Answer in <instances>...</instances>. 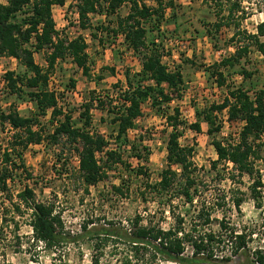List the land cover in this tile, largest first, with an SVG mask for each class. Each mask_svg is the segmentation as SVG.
Wrapping results in <instances>:
<instances>
[{
    "label": "trees",
    "instance_id": "16d2710c",
    "mask_svg": "<svg viewBox=\"0 0 264 264\" xmlns=\"http://www.w3.org/2000/svg\"><path fill=\"white\" fill-rule=\"evenodd\" d=\"M69 1H77L75 10L78 14L79 29L88 31L91 39L103 47V37L114 40L122 37L126 49L140 62V70L125 71V83L119 87L116 102L109 99L108 107L106 106V112L113 115L110 124L114 126L115 134L111 138L115 147L111 149H108L109 142L103 135L89 130L92 124L90 110L93 102H99L96 106L102 110L105 106L99 98L91 104L83 103V111L80 113L83 124L81 128H77L72 124L70 115L62 113L58 107L56 91L49 89L54 67L58 61L67 57L83 75L87 76L89 73L87 43L84 38L60 37L55 28L52 8L63 7ZM147 1H154L155 6L148 5ZM126 3L130 5L129 12L123 17L118 14V10ZM173 8V0H7L6 4L0 2V58H13L25 69L23 74L13 71L4 74L5 88L10 95L20 98L27 89L26 94L41 116H45L48 111H51L53 118L61 116L50 139L56 141L58 137H65L74 144L78 172L83 185L89 187L97 184L107 177V172L120 166L128 174L127 178H144V191L139 195L143 202L150 200L157 203L158 209L162 208L158 211V220L164 221L166 216L163 214L166 212L173 219V223L164 229L159 221H153L155 216L149 218L146 225H141L143 220L138 216L134 219L132 228L125 229V232L120 233L113 229L105 235H91L90 232L86 234L91 238H98V246L101 242L107 244L108 241L122 239L135 256L137 253H153L154 256L162 254L165 261L183 263V254L187 247L191 248L193 256L202 254L208 258L225 248H229L231 253L245 249L246 235H236L234 230L228 227L224 217L220 220L211 217L215 210H223L227 206L226 195L215 193L212 201L202 198L206 182L200 175L199 168L193 163L194 149L182 146L180 138L182 129L185 128L199 133L202 119L208 126L207 135L213 138L211 145L216 159L211 161L210 168L215 174V181L224 178L220 169L232 180L230 171L238 172L239 176L253 175L254 162L260 159L261 149L264 148V91L253 92L251 96V90L244 88L242 84L232 86L227 85V82L228 78L236 73V66L239 67L237 71H240L243 80L253 76L242 63V60L246 62L252 50L258 52L264 60V22L256 26L255 33L243 36L240 22L246 18V13L237 3H232L226 8L221 5L215 13L218 19L212 29L217 32L223 27L233 28L234 32L229 41L235 49L229 56L205 67L204 71L207 73V82L212 81L216 87L225 88L226 94L219 104H211L202 110L196 109L197 120L186 124L181 120L177 107L172 109V113L169 112V105L174 100H181L182 91L185 90L180 68L169 69L163 62L165 55L162 43H156L153 37L147 39V34L154 31L158 33L157 37L162 36L160 29L166 21L165 11H173ZM93 14L104 16L105 21L98 23L99 25L92 24L90 15ZM243 39L246 41H242ZM45 50L46 71L34 59L35 53ZM183 62L193 63L188 60ZM111 71L113 72V69ZM70 86L74 88L73 80L70 81ZM147 104L170 128L165 146V167L155 183L148 182L147 169L142 165L150 155L148 147H139L135 145V140L130 141L128 137L129 131L135 128L136 120L142 117L143 106ZM223 111H226L228 122L241 124L237 138L226 142L214 138L222 128L221 124L217 123V114ZM34 125V119L20 116L13 107L8 110L0 109V134L6 128L12 130L6 145H0V193L7 195L11 200V208H2L1 222L6 224L8 217L13 219V215L23 216L25 212H29L33 242L51 248L67 240L61 232L62 223L58 215L54 214L53 206L35 201L33 191L27 187L16 194V201L9 196V182L13 181V170H23L22 163L15 164L13 159L19 160L21 152L28 145L38 144L42 139L40 132L33 130ZM138 139L141 140L142 136ZM124 155L127 156L124 158ZM131 159L138 161L136 168H131ZM122 183L124 184L125 180ZM260 186L259 181L253 183L254 196L258 194L256 189ZM115 190L120 192L119 188ZM176 201H181L187 209L175 212L179 210V206L175 205ZM241 201L232 200V204L238 209ZM190 215L187 229L186 218ZM215 220L219 226L218 231H207L205 228ZM14 224L15 228H18V224ZM83 231L86 232L85 226ZM260 253L261 251L255 252L256 260L264 264V257ZM92 264H98V259L94 258Z\"/></svg>",
    "mask_w": 264,
    "mask_h": 264
},
{
    "label": "rangeland",
    "instance_id": "374dc122",
    "mask_svg": "<svg viewBox=\"0 0 264 264\" xmlns=\"http://www.w3.org/2000/svg\"><path fill=\"white\" fill-rule=\"evenodd\" d=\"M0 2L6 4L7 0ZM76 3L77 1H69L63 7H53L52 17L60 37L81 36L86 41L89 73L87 76L83 75L67 57L58 61L54 67L49 89L56 91L58 107L62 113L70 115L72 124L77 128H81L83 124L80 118L83 103L91 104L93 100L99 98L105 106L102 110L96 106L99 102H93L90 110L92 124L89 130L103 135L109 142L108 149H111L115 147L111 138L115 133L114 126L110 124L113 115L106 112L107 105L109 99L116 102L119 87L125 83V71L140 70V62L134 54L128 52L122 37L116 40L103 37L105 40L103 47L91 39L88 31L79 29L73 21ZM232 3L239 4L246 13V18L240 22L243 36L255 33L256 26L264 22V0H190V2L173 0V11L171 9L165 11L166 21L160 29L162 36L157 37L156 31L147 34L148 40L153 37L156 43H162L165 65L171 70L180 68L185 90L182 91L181 100H174L169 105V112L172 113V109L177 107L181 120L186 124L197 120L196 109L202 110L211 104H219L226 94L225 88L216 87L212 81L207 82V73L204 69L229 56L235 49L233 43L229 41L234 32L233 28L223 27L217 32L212 29V25L218 19L215 13L221 5L226 8ZM147 4L155 6L154 1H147ZM129 6V3L123 5L118 14L124 17L129 12ZM90 21L94 25H99L98 23L105 21V17L93 14L90 15ZM46 53L45 50L34 54L35 62L44 71L47 70ZM186 60L193 63L183 62ZM242 63L253 76L243 80L240 71H237L239 67L236 66L234 67L236 73L228 78L227 85L242 84L244 88L251 90V96L253 92L264 91L262 56L252 50L246 62L242 60ZM8 71L23 74L25 69L13 58H0V109L8 110L9 107H13L20 116L34 119L36 125L33 126V130L40 132L42 136L40 143L30 144L21 152L19 160L13 159L12 162L15 164L22 163L23 170L18 168L13 170V181L9 182V196L16 201L17 193L25 187L31 189L35 201L53 206L54 214L58 215L62 223L61 232L67 240L51 248L33 242L29 212H25L23 216L13 215V219L8 217L6 224L1 222L2 208H11V200L7 195L0 193V264H92L94 258L98 259V264H260L256 260L255 252L261 251L260 255L264 257V148L261 149L260 159L254 162L252 176H239L238 172L230 171L233 175L232 180L220 169L224 178L215 181L210 163L216 159V154L211 145L213 138L207 135L206 123L200 119L199 133L187 128L182 129L180 138L182 146L194 149L193 163L199 168V173L206 182L202 198L210 201L215 193L226 195L227 206L223 210H215L211 217L218 220L224 217L228 227L233 229L236 235H246L244 250L231 253L229 248H225L208 258L202 254L193 256L191 248L187 247L183 254L184 261L179 263L163 260L162 254L154 256L153 253H137L135 256L122 239L108 241L107 244L101 242L98 246L99 243L96 242L99 239L91 238L87 232L91 235H105L116 229L122 233L125 229L132 228V223L138 216L143 220L141 225H146L152 216H155L154 222L159 221L158 211L162 208L158 209L157 203L150 200L143 202L139 194L144 191L146 183L144 178L133 176L127 178L128 174L120 166L107 172V177L97 184L89 187L83 185L78 172L74 144L65 137H58L56 141L50 139L61 116L53 118L51 111L41 116L26 94L27 89L20 98L10 95L3 79ZM71 80L74 81V88L70 86ZM217 123L221 124L222 128L215 135V139L226 142L237 138L241 124L228 122L226 111L217 114ZM169 132L170 128L165 120L148 104L143 106L142 117L136 120L135 128L129 131L130 141L135 140V145L146 146L149 149L148 160L142 163L147 169L149 183L158 181V175L165 167V146ZM11 134L12 130L6 128L0 134V145L5 146ZM140 135L141 140L138 139ZM262 141L264 142V135ZM126 156L124 155V158ZM137 163V160L131 159V168H136ZM255 181L261 184L260 188L256 189L258 191L256 196L252 191ZM117 188L120 192L115 190ZM146 196L149 199L150 196L148 194ZM237 199L242 200L238 209L232 204V200ZM175 203L179 206V210L175 212L187 209L181 201ZM163 215L166 218L159 223L166 229L173 223V219L167 212ZM190 218L191 215L186 218L187 229ZM14 222L18 224V228H15ZM84 226L86 232L83 231ZM205 229L217 232L219 226L215 220Z\"/></svg>",
    "mask_w": 264,
    "mask_h": 264
},
{
    "label": "built area",
    "instance_id": "2783aa9c",
    "mask_svg": "<svg viewBox=\"0 0 264 264\" xmlns=\"http://www.w3.org/2000/svg\"><path fill=\"white\" fill-rule=\"evenodd\" d=\"M184 1L190 2V0H184ZM73 21H74L75 25L78 27L79 20H78V14H77L76 11H75V13L73 15ZM170 44H171V42H170ZM128 52L130 53L131 51H128Z\"/></svg>",
    "mask_w": 264,
    "mask_h": 264
},
{
    "label": "crops",
    "instance_id": "0c3cea01",
    "mask_svg": "<svg viewBox=\"0 0 264 264\" xmlns=\"http://www.w3.org/2000/svg\"><path fill=\"white\" fill-rule=\"evenodd\" d=\"M55 7V6H54ZM60 7V6H59Z\"/></svg>",
    "mask_w": 264,
    "mask_h": 264
}]
</instances>
